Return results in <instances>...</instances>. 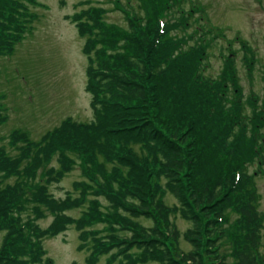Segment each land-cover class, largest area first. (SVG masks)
I'll list each match as a JSON object with an SVG mask.
<instances>
[{
	"label": "trees",
	"instance_id": "obj_1",
	"mask_svg": "<svg viewBox=\"0 0 264 264\" xmlns=\"http://www.w3.org/2000/svg\"><path fill=\"white\" fill-rule=\"evenodd\" d=\"M143 2L148 16L127 17L130 31L109 53L105 45H95L93 30H103L98 13L89 17L91 25L77 23L82 36L88 33L83 52L93 120H64L37 142L12 132L7 144L14 154L0 145V264H56L45 257L43 240L72 224L83 240L79 249L90 251L88 264L102 255L107 264H225L220 251L225 237L233 264H264L255 172L248 174L241 160L248 145L239 103L225 106L222 76L204 77L202 40L175 51L178 40L167 38L160 21L162 0ZM188 2L187 9L178 0L169 10L182 14L176 27L193 28ZM26 21L14 0H0V55L12 53ZM1 112L0 120L5 118ZM177 122L187 126L185 134L177 133ZM71 154L89 182L73 183L77 197L56 198L48 184L71 168ZM54 155L59 168H46ZM167 191L176 206L164 204ZM88 193L104 196L107 211L93 199L81 217L69 216ZM230 208L239 218L234 231L226 233ZM176 213L190 222L182 234L187 250L170 217ZM46 215L52 220L42 228L39 220ZM141 217L152 224L140 223ZM103 222L101 233L94 227Z\"/></svg>",
	"mask_w": 264,
	"mask_h": 264
},
{
	"label": "rangeland",
	"instance_id": "obj_2",
	"mask_svg": "<svg viewBox=\"0 0 264 264\" xmlns=\"http://www.w3.org/2000/svg\"><path fill=\"white\" fill-rule=\"evenodd\" d=\"M177 1L162 0L160 21L163 28L166 27L167 38L178 40L177 52L178 48L192 47L196 40H202L204 77L215 81L222 76L219 80L224 78L226 81L225 106L233 107L235 101L239 103L237 113L245 123L243 134L248 145L247 154L241 160L248 174L255 172L256 207L264 220V0H191L188 8L194 9L191 19L193 28L190 25L185 29L182 25L176 27L173 24L182 21V14L174 16L169 12ZM14 2L19 12L25 13L27 21L21 33L22 39L12 53L0 55V108L5 117L0 120V145L11 154L15 151L9 148L7 137L12 132L25 133L28 140L37 142L64 120L75 123H90L93 120L91 94L86 89L88 60L83 52L88 33L84 32L82 36L77 23L91 25L89 17L98 13L103 30H93L96 33L95 45L96 48L105 45L109 53L129 33L127 17L141 19L148 16L143 0ZM185 3L186 0H180V7L183 5L187 9ZM106 28L107 33H103ZM177 127L179 135L186 133L187 126L182 122H177ZM257 148L259 152L255 154ZM68 157L75 160L71 168L58 182L48 184V193L56 198L67 195L77 197L79 191L74 190L73 183L89 182L82 172L80 160L73 154ZM51 166L59 168L57 155L45 167ZM93 199L99 201L100 210L107 211L108 203L104 196L88 193L82 207L68 211V215L81 217V211L87 210L88 202ZM163 202L169 207L177 205L168 191L163 195ZM170 217L181 233V248L189 249L190 245L184 241L182 234L190 222L179 213L170 214ZM238 218L232 208L228 209L227 221L223 225L226 233L234 231ZM51 220L52 217L46 215L39 220L40 226L46 228ZM139 222L147 226L152 224L145 217H141ZM94 228L104 233V222ZM1 238L2 234L0 242ZM82 241L79 231L72 224L57 235L44 238L45 257L56 264H88L90 251L79 249ZM89 241L91 237H88ZM261 241L264 254V221ZM231 249L225 237L220 249L222 254H226L225 264H233ZM94 264H107V255L100 256Z\"/></svg>",
	"mask_w": 264,
	"mask_h": 264
}]
</instances>
